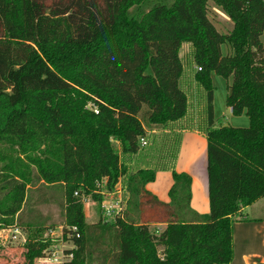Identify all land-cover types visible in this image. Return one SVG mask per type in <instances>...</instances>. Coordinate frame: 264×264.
Wrapping results in <instances>:
<instances>
[{
  "label": "trees",
  "instance_id": "obj_1",
  "mask_svg": "<svg viewBox=\"0 0 264 264\" xmlns=\"http://www.w3.org/2000/svg\"><path fill=\"white\" fill-rule=\"evenodd\" d=\"M212 1L233 23L230 35L210 21V0H0L6 227L22 212L29 187L41 183L63 192L64 226L80 230L79 239H68L65 230L76 247L66 264H91L87 244L96 241L91 231L97 229L99 240L112 235L114 264L233 263L237 216L264 198V0ZM184 43L194 47V77L207 100L211 212L200 222L187 221L189 174L171 168L168 205L146 190L157 169H169L159 167L164 150L178 156L179 139L167 147L152 134L189 113L181 85ZM225 45L231 54H224ZM213 76L227 81V105L233 116L246 115L249 127L216 126ZM122 179L135 217L125 219L126 211L112 224L88 226L85 200L101 205V185L113 193ZM147 207L161 208L167 218L151 216L155 211L146 217ZM27 247L26 262L35 264L51 244Z\"/></svg>",
  "mask_w": 264,
  "mask_h": 264
},
{
  "label": "rangeland",
  "instance_id": "obj_2",
  "mask_svg": "<svg viewBox=\"0 0 264 264\" xmlns=\"http://www.w3.org/2000/svg\"><path fill=\"white\" fill-rule=\"evenodd\" d=\"M46 1L48 2V4H54L57 0ZM208 11L210 21L212 22L214 27L217 28L220 33L230 35L234 30V25L228 18V16L225 14V12L218 6H216L212 0H210L209 2ZM262 42L264 43V37L262 38ZM231 50L232 49L230 48V46L225 45L223 47V52L225 55L232 53ZM194 55V47H192L191 44L184 43L181 52L182 62L183 65H185L186 67V74H189L193 77L198 69L197 64H195L194 62ZM219 78V81L213 80L215 85L214 109L216 107V126H221V124H224V126L229 125L238 129L237 125L233 123L234 119L241 118L245 119L244 121L248 122L249 118L246 115L235 117L233 116V114L230 113L229 107L227 105V82L222 77L219 76ZM195 87L196 86L193 85L187 90L192 100L191 112L188 114V118L190 117L189 122H179L177 124H171L168 127L186 126V129L191 130L196 127L198 128V126H204V128L207 127L208 117L206 115L205 100H200L202 93L200 89L196 91ZM201 101L204 104H202ZM248 123L250 126V120ZM177 140L178 139H176V137L174 138V136L172 137V139L168 137V139L165 140V143H168V147L169 144L174 143ZM116 146L118 149L119 145L116 144ZM178 149L179 148L177 146V149L174 150L178 151ZM165 153L166 152H164L163 154ZM14 155L16 156L15 153ZM165 155H162L161 158H164ZM174 157V154H170V156L166 159V161H164V163H162V161L160 162L159 167H169ZM0 167H4L3 164H0ZM164 178H166L164 174H161L159 177L158 185L160 189H164L166 187V180ZM35 185L36 186L34 187H29L26 202L21 209L22 212L17 215L15 221L11 226L6 227L5 224L2 223V221L6 218L0 216V264H27V244H29V242L35 243L38 241H48L50 242L51 246L54 247L55 250L60 251H64L65 249L67 251L70 249H76L75 245H73V242L67 241L65 239L64 241H62V239L58 240V237H60L61 234V228L65 224L64 210L62 208L64 202L63 192L60 189H54L53 187H48L41 183H36ZM100 190L103 191V193L106 195V197L104 196V200L110 202L111 205H114L118 195L113 196L106 193L105 184L101 185ZM86 202H88L86 204V208L87 210H89V214L92 212L93 215H95V220H93L92 223H89L86 217V223L88 226H96L101 220L103 221V223H114V219H107L104 217V210L102 209V204L100 205V203L98 204L93 202L92 197H88L85 200V203ZM256 205L257 206L254 208L255 216H260L264 211V198L260 199L258 204ZM150 209L152 208L147 207L146 209H144L147 210L145 212L146 217H148L152 211H155L151 214V216L155 214L156 216H159L162 219L167 218V213L161 210V208H158V210L155 208L152 210ZM129 212H126L125 219H127L128 217H135L132 211L129 210ZM189 219L190 218L187 217V221ZM15 225H19L21 229L19 227L14 228ZM17 229H20V233L18 235H15V230ZM158 229L163 230V227H159ZM100 230L101 229L91 231L92 236L93 238H95L96 241H89V243L87 244L88 248L91 245L90 250L93 253L91 258H89L88 262L91 264H114V253L111 252V250L114 248L112 244V235L107 233L99 240L98 236L100 234ZM50 234L51 236H49ZM15 236L18 237V240L15 239ZM51 239L55 240V242H52L53 240ZM24 240L26 241V243H24ZM35 264L50 263L40 261L39 259L35 261Z\"/></svg>",
  "mask_w": 264,
  "mask_h": 264
},
{
  "label": "crops",
  "instance_id": "obj_3",
  "mask_svg": "<svg viewBox=\"0 0 264 264\" xmlns=\"http://www.w3.org/2000/svg\"><path fill=\"white\" fill-rule=\"evenodd\" d=\"M219 79V77L213 76V80L219 81ZM181 85L183 91L187 93L190 100L189 113L191 112L192 108V100L187 90L193 85L196 86V91L200 89L202 93L200 100H205V104L207 105V100L205 99L204 91L199 87V84L195 81V77L190 76L185 72L184 77L181 80ZM202 104L204 103L202 102ZM229 111L232 114L231 108H229ZM214 112H216V107ZM189 119L190 117L188 118L187 115L185 118L186 121L184 120L182 122H189ZM244 120L245 119L241 118L234 119L233 123L237 125L238 128L248 127V122L250 119H248V122ZM185 127H169L167 130L155 131V133L152 134V136L162 138L163 141L168 139V137L172 139V137L174 136V138L176 137V139H179L180 144L178 146L179 149L177 151V159L175 160L174 157L172 163L168 167L169 169L167 168L168 170L157 169L156 180L148 184L146 186V190H148L151 194L153 193L155 196H157L161 203L168 205L171 201L169 198V194L172 186L174 185L173 172L171 168H173V170L179 174H189L192 178V199L190 203L191 208L187 213V217L190 218L188 220L190 222H200L202 221V217H205L211 212L208 188L209 179L207 171L208 139L207 135L205 134L206 128H204V126H198V128L196 127L192 130L186 129ZM148 132L150 133V131ZM164 152H166V155L163 154L165 155L164 158H161V156H159V164L161 161L162 163H164V161H166V159L170 156L167 149L166 151L164 150ZM161 174H164L166 176V178H164L166 180V187L164 189H160L158 185L159 177ZM258 202L248 208L243 209L241 213L237 216V222L234 226L233 235L235 259L232 264H264V211L262 212V215L255 216L254 208L257 206L256 204H258ZM87 203L88 202L85 203L86 217L87 221L89 223H92V221L95 220V215H93L92 212L89 214V210H87L86 208ZM150 225L152 228H159L164 226L154 222Z\"/></svg>",
  "mask_w": 264,
  "mask_h": 264
},
{
  "label": "built area",
  "instance_id": "obj_4",
  "mask_svg": "<svg viewBox=\"0 0 264 264\" xmlns=\"http://www.w3.org/2000/svg\"><path fill=\"white\" fill-rule=\"evenodd\" d=\"M199 71H201V69ZM93 109L95 114L99 113V110L97 108L94 107ZM148 145H149V141L146 138H142L141 146L146 147ZM106 193L113 196L118 195V197L114 205H111V203L108 201L105 200L103 201L102 209L104 210V217L107 219L112 218L114 219V221L117 220V218H123L125 212L127 211L126 194L128 193L127 188L124 186L123 179L116 186L115 192L111 193L106 191ZM101 194L106 197L103 191ZM76 196L79 197V193H76ZM14 228H16V226H14ZM65 230H68V239H70L71 237H76L79 239L81 237L80 230L78 227L64 226L61 228V234L60 237H58V240L59 239H62V241H64V239L67 240L65 238ZM19 231L20 229L15 230V235H18L20 233ZM49 236H51V234ZM15 239L18 240V237L15 236ZM52 242H55V240H53ZM24 243H26L25 240ZM71 250L73 249H70L68 251L66 249L64 251L63 250L60 251V250H55L54 247L51 246L50 249L47 250V252L45 253V256L40 259V261L48 262L50 264H66L67 262H71L73 260V254L69 253V251Z\"/></svg>",
  "mask_w": 264,
  "mask_h": 264
},
{
  "label": "water",
  "instance_id": "obj_5",
  "mask_svg": "<svg viewBox=\"0 0 264 264\" xmlns=\"http://www.w3.org/2000/svg\"><path fill=\"white\" fill-rule=\"evenodd\" d=\"M227 126V125H226Z\"/></svg>",
  "mask_w": 264,
  "mask_h": 264
}]
</instances>
